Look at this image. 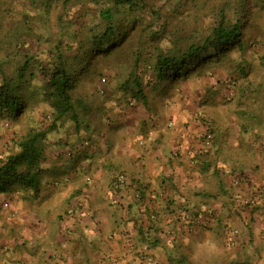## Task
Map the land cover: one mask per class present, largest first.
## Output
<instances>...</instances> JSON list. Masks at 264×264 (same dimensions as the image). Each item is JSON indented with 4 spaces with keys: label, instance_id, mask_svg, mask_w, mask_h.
<instances>
[{
    "label": "crops",
    "instance_id": "0c3cea01",
    "mask_svg": "<svg viewBox=\"0 0 264 264\" xmlns=\"http://www.w3.org/2000/svg\"><path fill=\"white\" fill-rule=\"evenodd\" d=\"M181 101L151 112L110 102L102 126L49 133L39 190L0 195V264H229V228L264 236V120L247 128L232 111L216 116L208 146ZM11 132L0 125V156ZM122 172L129 188L118 194ZM253 194L256 209L242 203Z\"/></svg>",
    "mask_w": 264,
    "mask_h": 264
},
{
    "label": "trees",
    "instance_id": "16d2710c",
    "mask_svg": "<svg viewBox=\"0 0 264 264\" xmlns=\"http://www.w3.org/2000/svg\"><path fill=\"white\" fill-rule=\"evenodd\" d=\"M21 2L22 22L0 12V125L12 130L8 153L0 156V195L39 190L49 133L102 126L110 102L151 112L164 97L172 107L185 98L184 83L211 75H225L219 82L235 88L232 112L248 120L245 127L262 125L264 72L252 74L264 69V0H204L212 6L202 25L192 22L204 16L201 0H79L77 15L74 0ZM201 119L213 145L214 118ZM120 174L118 194L129 188L128 177L117 186ZM190 216V225L198 222ZM149 218L158 221V211ZM234 231L227 230L233 246ZM248 251H237L229 264H264ZM175 261L192 264L189 255Z\"/></svg>",
    "mask_w": 264,
    "mask_h": 264
},
{
    "label": "rangeland",
    "instance_id": "374dc122",
    "mask_svg": "<svg viewBox=\"0 0 264 264\" xmlns=\"http://www.w3.org/2000/svg\"><path fill=\"white\" fill-rule=\"evenodd\" d=\"M21 1L22 0H0V12L5 11V18H7L8 15H10L11 16L10 19H16L22 22L23 20L22 12L24 8L26 7L27 3L26 2L22 3ZM26 1H30V0H26ZM74 1L76 2L75 11L80 10L81 4L79 0H74ZM203 1L204 0H201V8H203L204 16L197 18V20L196 19L192 20V22L197 21V25H202V23H204V21L207 20L205 16H207L208 14L207 12L212 6L211 2L204 6ZM12 7L16 8V13L9 14V10ZM78 12L79 11L76 12V15L78 14ZM4 30L6 31V28H4ZM4 30H3V35L5 33ZM1 38L3 37L0 35V39ZM263 72H264V69H261L258 66L254 68V74H252L253 79H258L259 74ZM224 77L225 75L223 74H220V75L217 74L214 76L213 75L209 76L203 82L191 81L190 83H184V89H186V92H187L186 95L184 96L187 99V103H188L186 105L190 106L191 109L196 112L198 117L202 118V117L211 116L213 118H216V116L220 117L224 115L225 113H227L228 111L230 112L233 110L236 104V100H237V93L235 92V88L231 86L230 84L225 83L224 85L221 82H219V79L223 80ZM84 88L87 90H90V85H88V83H85ZM163 98L164 97L162 98L160 97V99L157 101L156 106L158 108L156 109L161 110L160 106L161 105L165 106V101L164 102L162 101ZM100 100L103 101L106 99H104V96H102ZM182 104H183V101L178 102L176 104V108L180 107ZM169 124L171 125V121L169 122ZM173 125L174 124H172L171 126ZM203 132H206V130L204 129ZM235 225L237 227L236 226L233 227V230L238 231L237 241L239 240L238 245L234 246L237 248L236 251L242 252L245 250L246 247H248L249 251L245 255L248 256L249 258H252L255 261H260L259 259L261 257H264V245H263L264 236L258 237V236H255L254 234L249 235V234L243 233L240 227L237 224ZM261 247H263V249ZM221 253L223 254L224 252H221Z\"/></svg>",
    "mask_w": 264,
    "mask_h": 264
},
{
    "label": "built area",
    "instance_id": "2783aa9c",
    "mask_svg": "<svg viewBox=\"0 0 264 264\" xmlns=\"http://www.w3.org/2000/svg\"><path fill=\"white\" fill-rule=\"evenodd\" d=\"M171 125H172V123H171ZM200 137L206 143V145L211 146V144H212L211 139H210L211 134H207V133L203 132V133H201ZM126 181H127V175L126 174H120L117 186L125 185ZM90 182H91V180H90ZM261 201H262V197L260 194H253V195L242 197V203L246 206H249V207L256 206V205L260 204ZM5 205H8V204H5ZM237 233H238V231L235 230L234 231L235 236H233V239H232L233 244H235L237 242Z\"/></svg>",
    "mask_w": 264,
    "mask_h": 264
}]
</instances>
